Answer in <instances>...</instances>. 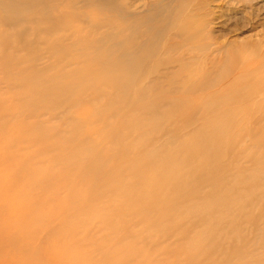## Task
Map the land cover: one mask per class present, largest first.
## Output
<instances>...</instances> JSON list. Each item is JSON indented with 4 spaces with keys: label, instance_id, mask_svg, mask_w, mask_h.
Masks as SVG:
<instances>
[{
    "label": "rangeland",
    "instance_id": "rangeland-1",
    "mask_svg": "<svg viewBox=\"0 0 264 264\" xmlns=\"http://www.w3.org/2000/svg\"><path fill=\"white\" fill-rule=\"evenodd\" d=\"M16 1L0 264H264V0Z\"/></svg>",
    "mask_w": 264,
    "mask_h": 264
},
{
    "label": "bare ground",
    "instance_id": "bare-ground-1",
    "mask_svg": "<svg viewBox=\"0 0 264 264\" xmlns=\"http://www.w3.org/2000/svg\"><path fill=\"white\" fill-rule=\"evenodd\" d=\"M0 6L1 8L3 7L4 9L14 11L17 17L23 16L22 14L23 13L25 14L26 10L33 7V5L30 3L24 4L23 2H18L16 0H8L7 2H0ZM44 12H45L44 19H40L41 21L47 20V21H51L54 24H58V23H63L66 20V17L64 16L63 13L53 14L51 9H45ZM118 46L123 53L122 56L118 59L122 61L124 67H128L132 69L136 67L144 59V56L141 55L140 49H133V50L131 49L132 47H131V43H130V39L128 35L122 40L121 43H119ZM111 47H114V46H111ZM111 50L113 49L109 48L106 50V52H110ZM224 72H225V69H223V73ZM124 87L127 88L126 86ZM238 95H239V90L235 88L223 94L221 93L218 96V101L220 100L224 102L227 100H231V99L236 98ZM226 122L227 120H224V119L220 120L218 128L212 127L210 125H206V127L203 129V132L208 137L221 134L222 131L224 130Z\"/></svg>",
    "mask_w": 264,
    "mask_h": 264
}]
</instances>
